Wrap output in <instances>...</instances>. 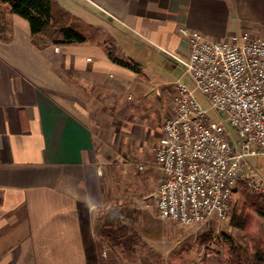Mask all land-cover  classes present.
<instances>
[{"label": "crops", "instance_id": "0c3cea01", "mask_svg": "<svg viewBox=\"0 0 264 264\" xmlns=\"http://www.w3.org/2000/svg\"><path fill=\"white\" fill-rule=\"evenodd\" d=\"M57 1L96 28L89 41L39 48L28 21L12 14V39L0 40V264H110L107 240L130 254H139L142 241L162 242L161 222L152 228L143 220L137 233L121 221L133 211H103L115 198L110 170L135 167L150 183L148 195L157 194L163 172L154 149L176 112L172 90L162 113L152 114L144 68L133 54L166 53L177 67L171 55L190 52L182 28L216 41L244 32L264 38V0ZM110 50L139 70L114 61ZM107 132L117 136L115 144L104 139ZM124 182L139 185L131 176ZM250 202L251 233L264 236V199ZM101 215H107L102 225ZM121 226L134 236L135 252L106 236Z\"/></svg>", "mask_w": 264, "mask_h": 264}, {"label": "built area", "instance_id": "2783aa9c", "mask_svg": "<svg viewBox=\"0 0 264 264\" xmlns=\"http://www.w3.org/2000/svg\"><path fill=\"white\" fill-rule=\"evenodd\" d=\"M181 32L190 42L189 55L171 56L186 67L194 87L178 81L172 91L176 112L154 149L163 172L155 208L160 219L184 226L211 217L227 222L240 184L264 199V178L248 161L264 157V38L244 32L216 41L188 28ZM196 91L207 96L210 110ZM211 111L221 120L214 121Z\"/></svg>", "mask_w": 264, "mask_h": 264}, {"label": "rangeland", "instance_id": "374dc122", "mask_svg": "<svg viewBox=\"0 0 264 264\" xmlns=\"http://www.w3.org/2000/svg\"><path fill=\"white\" fill-rule=\"evenodd\" d=\"M141 49L144 50V47L142 46ZM134 53L132 59L142 64L144 68V78L142 77V79L148 82L145 88L152 94V102L150 103L154 110L152 114L160 115L162 113L163 108H165V92L174 90V86L178 81L194 87L192 78L186 74V67L182 64H179L177 67L170 65L167 59L168 54L159 53L156 57L154 54L152 56H145L141 53ZM196 97L205 109L210 110L211 104L207 96L200 91H196ZM210 115L214 121L221 120V116L213 111H211ZM225 123L232 136L238 139L236 132L230 124L228 122ZM104 139L111 141V144H115L117 136H111L107 132L104 135ZM117 152L118 155L120 154L124 157L123 152L120 153L119 150ZM248 161L253 169L257 171V174L264 178V161H262V158L250 157ZM140 164L138 165L141 166L142 164ZM109 174L110 179L108 184H111L108 185V192L115 195V198L108 202L109 209L105 207L103 211L105 213L108 210L110 212L133 211V218H121V221L133 223V227L137 233L144 226L143 220H148V225L145 224L152 228L158 226L157 223L161 222L165 230L162 242H159L157 246L145 241L140 242L137 249L139 254H130L120 247L114 248L107 240V245L103 248V254L110 264H145L144 259L149 260L150 264H226L230 250L229 238H238L245 234V232L254 230L252 229V225L253 217L256 213L254 212L255 209L251 206L250 200L260 197L250 192L244 184H240L234 194L232 214L229 221L220 222L215 220V218L200 226H183L160 219L155 208L156 193L153 192L152 195H148L150 194L148 192L150 183L148 180L139 177L141 173L137 172L135 167L125 172H119L115 169L110 170ZM130 176L131 178H135L139 183L135 189H130V186L124 182ZM146 192L148 193L145 194ZM235 213L247 219L248 229L245 232L231 225V220ZM106 217L107 215H101L98 224H104ZM126 231L128 232V230ZM140 256L144 259L142 260ZM112 258L115 259L116 263L113 262Z\"/></svg>", "mask_w": 264, "mask_h": 264}, {"label": "trees", "instance_id": "16d2710c", "mask_svg": "<svg viewBox=\"0 0 264 264\" xmlns=\"http://www.w3.org/2000/svg\"><path fill=\"white\" fill-rule=\"evenodd\" d=\"M11 14L28 21L33 43L39 48H42L45 43L83 44L89 41L90 34L96 31L93 25L72 14L57 0H0V40L4 42H10L12 39L13 29L9 20ZM109 54L114 61L139 70V66L134 62L117 59L112 50ZM259 158L264 161V157ZM259 212L264 214L261 209ZM231 225L246 231L247 219L235 213ZM105 234L115 244L124 246L130 252L136 251L134 236L128 235L125 227L106 231ZM229 244L227 264H264V236L262 234L245 232L238 238H229ZM144 263L150 264L147 259H144Z\"/></svg>", "mask_w": 264, "mask_h": 264}]
</instances>
